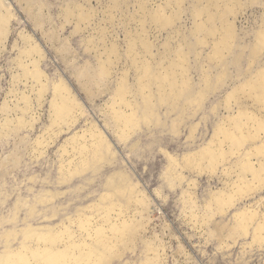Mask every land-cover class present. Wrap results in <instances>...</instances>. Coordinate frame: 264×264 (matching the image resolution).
<instances>
[{
  "label": "rangeland",
  "instance_id": "obj_1",
  "mask_svg": "<svg viewBox=\"0 0 264 264\" xmlns=\"http://www.w3.org/2000/svg\"><path fill=\"white\" fill-rule=\"evenodd\" d=\"M113 1L4 0L10 6L13 17L10 34L0 49V124L5 118L2 107L7 100L9 105H13L23 95L20 93L33 94L30 92L31 84L34 83L32 80L26 86V81L14 82L12 77L21 71L15 62L20 48L30 46L33 42L39 44L45 53L41 63L43 70L52 80L63 78L66 81L84 104L85 114L71 130L61 133L43 155L39 152L36 154L33 152L34 142L50 124V95L46 96L42 108H39V103L33 96V109L40 116L34 128H22L18 133L13 126L14 131L0 138V216L7 218L1 225L3 228L0 232L7 233L5 239L8 242L5 244L6 248L0 243V258L7 249H18L21 246L24 241L23 233L28 227L57 228L63 223L70 224V219L80 212L85 211L90 215L92 210L88 206L101 200L103 194L109 191V179L121 172L130 183L138 185L139 190L147 192L151 221L136 237L135 246L131 245L134 249H127L123 257L113 259L112 264H146L149 256L154 257L148 251L147 242L150 240L160 253L161 261L158 264H264V245L254 243L252 234L238 238L236 243L228 239L231 247L227 248L222 245V232L218 227L219 224L233 226L235 213L244 204L264 197V190H260L254 198L248 196L240 200L225 216L217 214L215 220L212 219L203 228H195L187 217L189 208L185 200L189 201V197H185L186 192L196 191V204L202 208L211 203L212 192L224 188L226 180L229 179L221 172L223 166L214 175L205 171L201 176H198L196 169L183 170L179 166L177 174L182 173L184 179L173 190L166 177L169 161L163 151H169L182 163L187 153L200 149L210 141L216 126L226 115L238 111L240 106L254 108L251 99L242 98L232 103L234 110L230 111L225 98L236 85L264 66V49L256 57L253 54L258 34L264 28V0H241L244 6L238 12L236 20V45L220 63L208 58L212 44L206 47L197 45L191 35L194 25L192 10L196 0L184 1L182 18H177L175 25H147L150 40L158 46L169 40L177 46L178 41L186 35L189 42L185 49L190 52L188 67L193 82L191 88L183 94L176 110L171 105L156 102L155 111L160 118L159 123L156 121L149 126L141 123L137 132L126 143L117 135L110 117L105 115L106 105L111 101L120 73L127 67L130 69V84L134 88L137 84L135 69L126 49L128 30L135 33L140 25L131 18L138 13L140 4L147 3L149 8H158L161 3L165 5V0H121L122 9L116 10L117 18L115 22H111L105 11ZM41 5L43 14L39 16ZM69 5L76 9L78 5H83L95 10L96 22L89 26L81 23L87 29L75 32L76 19L66 21L64 15V8ZM94 27L111 29L110 38L118 42L122 56L108 82L110 90L102 94L98 92L92 101L78 75L88 62L96 70L99 69V56L94 46L87 42L90 36L97 35L98 31ZM176 30H180L182 36L177 35ZM29 36L34 41L28 40ZM66 40L69 48L63 52L60 48ZM155 52L159 54L157 49ZM253 59L255 64L250 71ZM27 60L30 62L31 58ZM205 73L211 76L210 86L204 83ZM14 85L15 92H12ZM94 89L98 90L97 87ZM201 90L206 93L203 101L199 100L198 95ZM189 96H197V101L187 104ZM26 118L29 119L30 114ZM92 122H97L106 131L111 150L107 152L106 160L97 162L92 169L65 181L68 173H64L62 167L63 145L74 133L82 132ZM195 127L197 130L193 135ZM236 160L237 157L231 161ZM195 179L198 187L193 190L190 184ZM42 197L47 198V201L41 202ZM161 210L162 213L159 212ZM133 212L136 214L135 206H131L128 214L134 215ZM13 216L18 221L8 222V218ZM136 216L141 220L144 218L141 214ZM228 231L225 230V234ZM9 233L13 234L10 238Z\"/></svg>",
  "mask_w": 264,
  "mask_h": 264
},
{
  "label": "bare ground",
  "instance_id": "obj_2",
  "mask_svg": "<svg viewBox=\"0 0 264 264\" xmlns=\"http://www.w3.org/2000/svg\"><path fill=\"white\" fill-rule=\"evenodd\" d=\"M184 1L165 0V5L161 3L158 8H149L147 3L140 4L138 13L131 18L140 25V29L138 28L135 33L128 30L126 49V54L135 69L137 84L135 88L130 84V69L127 67L120 73L105 112L124 143L133 137L141 123L148 126L156 121L159 123L160 118L155 111L156 102L171 105L175 109L183 94L192 86L193 81L188 67L190 52L185 49L189 42L186 35L178 41L177 46L172 40L158 46L150 40L147 30V25L157 27L175 25L176 19L182 18ZM243 6L241 0H196L192 10L194 25L191 35L197 45L206 47L212 44L208 57L211 60L220 63L236 45V20ZM120 8L121 0H114L105 11L111 22H115L116 10ZM42 14L43 5L38 12L39 16ZM64 15L66 21L76 19L75 32L87 29L83 28L81 23L89 26L96 22L95 10L83 5H78L77 9L71 5L67 6L64 8ZM12 17L10 6L5 4L4 0H0V49L10 34ZM94 29L98 31L97 35L90 36L87 42L94 46L99 56V69L96 70L88 62L78 75L92 101L98 92L102 94L110 90L108 82L122 56L120 45L114 38H110L111 29L107 27ZM175 32L182 36L180 30ZM27 39L32 42L33 37L29 36ZM254 46L253 54L256 57L264 49V28L259 32ZM68 48L69 42L66 40L60 50L65 52ZM156 49L159 54L155 52ZM42 50L36 42L20 48L15 62L21 71L12 77L14 82L26 81V86L32 80L34 83L31 84L30 92L34 95L20 93L23 95L18 97L13 105H9L7 100L2 107L5 118L0 124V138L14 131L13 126L15 132L22 128H34L40 116L33 109V96L37 99L39 108H42L46 96L50 95V124L33 145V152L36 154L39 152L40 155L45 153L61 133L71 130L85 114L84 104L79 101L66 81L63 78L52 80L43 70L41 63L45 53ZM28 58H31L30 62ZM254 64L255 59L250 63V71ZM203 80L206 85H211V76L207 73L204 74ZM95 87L98 88L97 91ZM12 92H15V85ZM198 93L199 100L203 101L206 93L203 90ZM196 98L197 96L187 97V104L196 102ZM242 98L251 99L254 108L240 106L238 111L226 115L216 126L210 141L200 149L187 153L182 163L169 151L163 150L169 161L166 177L173 190L184 179L182 173L177 174L179 166L183 170L196 169L198 176L205 171L214 175L223 166L221 172L229 179L226 180L224 188L212 192L211 203L202 208L196 204L194 198L196 191L186 192L185 197H189V201L185 200L189 208V212L186 213L195 228H203L217 214L225 216L238 204L237 202L248 196H256L260 190L262 192L264 190V66L227 94L225 98L227 108L230 111L234 110L232 103ZM27 114H30L29 119L26 118ZM196 130V127L193 128V135ZM38 148L43 150L40 151ZM110 150L108 134L97 122H92L82 132L74 133L65 141L62 148L63 172L68 173L65 181L92 169L97 162L106 160L107 152ZM235 157L237 160L231 161ZM196 180H192L190 184L193 190L198 187ZM108 186L109 191L103 194L101 200L88 206V209L93 211L90 215L85 211L80 212L75 218L70 219V224L63 223L57 228L28 227L23 233L24 241L21 246L18 249H7L0 258V264H112L113 259L122 258L127 249H134L131 245L135 246L136 237L151 221L150 202L147 192L139 190L138 185L130 183L121 172L109 179ZM40 200L44 203L47 198L42 197ZM131 206L136 207L134 215L128 214ZM159 212L162 213V210ZM137 214L144 218L142 220L137 218ZM233 219V226L228 224L218 226L222 232L220 240L224 247H231L228 239L236 243L238 238L250 234L253 235L254 243L264 245V197L253 203L244 204ZM10 220L18 221L14 216L8 218V222ZM6 221L7 218L0 217V226ZM227 229L228 234H225ZM6 234L0 232V243L5 248ZM11 235L13 234L9 233L8 237H12ZM147 246L154 257L149 256L146 264H158L161 261L158 249L151 240L147 242Z\"/></svg>",
  "mask_w": 264,
  "mask_h": 264
},
{
  "label": "water",
  "instance_id": "obj_3",
  "mask_svg": "<svg viewBox=\"0 0 264 264\" xmlns=\"http://www.w3.org/2000/svg\"><path fill=\"white\" fill-rule=\"evenodd\" d=\"M2 213H5V212H3V211H1ZM5 215V214H4ZM1 217V216H0ZM2 228H3V226L1 227L0 226V230H2ZM0 248H1V244H0Z\"/></svg>",
  "mask_w": 264,
  "mask_h": 264
}]
</instances>
